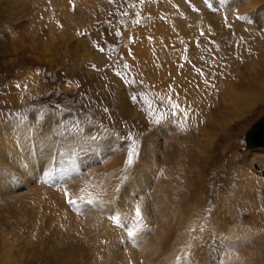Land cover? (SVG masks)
<instances>
[{"label": "bare ground", "instance_id": "1", "mask_svg": "<svg viewBox=\"0 0 264 264\" xmlns=\"http://www.w3.org/2000/svg\"><path fill=\"white\" fill-rule=\"evenodd\" d=\"M1 1L0 18L8 14L9 23L17 22L6 34L18 42V48L22 45L19 33L31 29L20 19L29 16L33 19L32 31L46 24V33L64 47L68 46L67 36L75 35L73 48L83 63L94 56L88 48V15L69 14L61 0ZM90 2L99 0L74 3L85 9ZM141 8L139 23L135 20L125 25L124 19H119L117 25L111 19L103 23L109 26L113 43L122 41L117 39L125 31L119 44L121 53L137 59L128 70L134 75L133 93L131 84L122 83L111 66L104 67V60L93 59L104 68L96 78L98 86L106 82L109 85L105 86L113 89L111 102L119 115L132 112L137 119L140 117L138 111H131L127 91L144 98L142 84L150 86L154 96L164 103L170 99L173 104L193 103V112L200 111L196 103L206 104L219 94L217 102L231 105L238 115V105L248 107V91L264 87L263 58L254 54L246 62H236L245 56L237 50L243 33L259 35L264 52V0H144ZM93 27L101 28L97 24ZM112 44L102 41L100 47ZM228 63L231 73L227 71ZM73 65L78 66V61ZM27 79L30 91L41 89L35 74L29 73ZM15 90L13 87L7 91L8 101L23 92ZM259 92L257 97L262 95ZM26 120L20 122L0 114V264H264V151L254 150L248 156L255 157H246L228 168L215 207L204 218H197L195 211L201 214L200 206L207 200L204 167L188 164L190 159L183 156L188 155L183 140L176 146L156 142L168 120L141 146L132 166L122 164L121 157H106L105 152L104 158L96 153L76 155L83 146L78 147L71 137H61L62 125L49 115L41 122L31 115ZM46 121L55 126L41 135L40 125ZM221 122L219 119L215 125ZM206 145L200 146L203 157ZM173 161L183 163L171 164ZM167 166L168 174L164 175ZM64 188L74 194L73 198L84 195L86 199L92 196L110 202L118 195L119 202L111 207L69 210L62 194ZM137 204L147 227L139 229L135 239H128L127 231L133 224L117 228L108 216L113 210L133 213ZM185 253L187 258L177 261L176 257H184Z\"/></svg>", "mask_w": 264, "mask_h": 264}, {"label": "rangeland", "instance_id": "2", "mask_svg": "<svg viewBox=\"0 0 264 264\" xmlns=\"http://www.w3.org/2000/svg\"><path fill=\"white\" fill-rule=\"evenodd\" d=\"M61 1L65 2L69 14H80L79 16L88 15L89 18L91 17L89 21L90 24L88 23L86 26V31L88 30V39L90 40L88 48L91 50V56L92 53L94 56L92 58H86L87 60L83 63L80 56H76V51L73 48L75 45V35L74 37L72 35L67 36L65 42L68 46L64 47L60 40H52L50 35L46 33V24L42 25L38 31H32L33 19L29 16H27L25 20L20 19L22 22H28V24L31 25V29H29V31L22 30L21 34L19 33L21 36L19 40L22 45L19 44L21 48H18V42L9 38V36L7 37L6 34L9 28H11L10 26L16 25L17 22L9 23L6 18L8 14L5 15L4 18H0V114L9 115L10 118H16V120H20V122L25 121V123L29 115L33 116L37 122H41L46 115H49L53 120H59L60 125H62V129L59 133L61 137H71L78 147L81 145L83 146V149L78 148L79 151L76 155L86 157L89 153L91 155L96 153L102 156L104 154L103 152H105L107 155L106 157H121V163L125 164L124 161L126 160L127 151V145L124 143L125 137L131 133L136 139L139 156L141 146L143 147L147 140L156 135L158 128L161 126L163 127L165 123L164 121L157 124L156 121L166 114H171L173 111L169 102L164 103L162 99L154 96L150 90V86L147 87L148 91L145 85L142 84V89L146 90L144 91V98H139L137 94L133 95L134 88L132 87L134 84L131 83V85L126 84L127 86L130 85L129 89L132 92L127 91V95L131 99L130 109L131 111H138L140 117L137 119L135 115H132V112H129L126 116L119 115L115 105L111 102L113 89L107 88L108 86L106 87L105 85L109 84L106 82L105 85H99V87L96 81V78L103 73L102 70L104 68L96 63L93 60L94 58L104 60V67L107 68L111 66L113 73L120 72L126 80L134 81L133 73L128 70L130 69V65L137 59L135 56L131 58L130 56H124L121 53L122 45L119 46V44L123 42L122 35L124 36L125 31L123 34H120V37L117 39L122 41L113 43L112 37H110L108 33L109 26L105 27L103 23L105 20L111 19L114 21L113 23L117 25L116 22L119 19H124L125 21L123 20L122 23L125 24L128 22L134 24L135 20L142 16L140 0H99V2H90L85 6V9L82 8L81 4L74 3L76 0ZM0 2L3 1L0 0ZM57 24L62 28L61 21L57 22ZM96 24L97 26L100 25L101 28L98 30H95L96 28L93 29V26ZM123 27L126 30L127 26ZM260 38L259 35L249 36L243 33V35L240 36L241 41L240 39L238 40L237 50L238 52H243L245 56L243 58L240 57L236 62H239V60L240 62H246L248 57L254 54L256 57L259 55L261 60L262 58L264 59V52L259 45ZM102 41L113 44L111 47L105 48L106 50L104 49L103 52H100L98 47H100ZM248 42L250 43L248 44ZM34 45L35 47H33ZM94 52H100V54H95ZM76 60L78 61V66L73 65ZM117 60L121 61V63H113V61ZM123 64H127L128 68H123ZM241 64L242 63L239 65ZM92 65H95L96 68L93 69ZM230 66V63H228L227 71L231 73ZM124 70L128 72L127 75L124 73ZM29 73L35 74V82L42 86L40 90L34 92L29 90L31 84H27L26 82ZM216 82L217 81L212 84V89L214 91L216 90V87H214ZM16 85H20V87L17 88ZM77 85H79V87H77ZM13 87L16 89L15 91L23 92L10 102L5 98V95L8 94L7 91ZM259 90H261L259 94L262 93V95L257 97L256 95ZM248 93V107L242 104L238 105V109H240L239 115L236 113L235 109H230L231 105H222V103L217 102L220 100L219 94L213 95L206 104L203 102L196 103L197 105L199 104V112H193V110H191V108L194 107L193 103L185 105L180 104V109L183 112L177 111L175 116H168V126L165 127L164 132L157 139L158 141L156 140V142H161L162 146L166 144L176 146L175 144H177V142L182 143L183 140V148H188V155H186V153L183 155L184 158L188 157L190 159L188 164L203 165L207 200H205V204H202L203 206H200L203 208L201 214L199 210L195 211L197 218H204L209 210L215 207L219 197L218 188L223 181V174L226 170L228 168L230 169L234 164L243 161L246 157L245 160L255 157L248 156V154L254 150L264 151V146L248 149L244 143L246 132L256 120L264 116V87L249 90ZM133 96L136 97L135 100L132 99ZM213 98L215 101L213 100L211 102ZM184 100H186V97H184ZM105 109H108V111H105ZM139 110L142 111L140 112ZM219 119L220 122H222L219 126H216L215 124ZM141 120L142 123L140 124ZM40 126V134L46 135L48 133L47 131H50L55 125H53L51 121H46ZM43 128L45 130H43ZM78 130L80 131L78 132ZM87 132H89V134ZM192 134L194 140L192 139ZM88 137L89 140L87 139ZM81 139H83V142ZM202 141L207 145L203 144ZM90 142L94 143L92 144L93 147H89ZM203 145H206L207 151L204 157L200 153ZM162 148L163 147H159V149ZM174 150L177 152L176 147ZM53 152L55 151L53 150ZM102 158H104V156H102ZM136 161L137 158L134 160V163ZM182 163L183 161H180V163L179 161H173L171 164ZM168 168L169 166L165 169L166 173L164 175L168 174ZM8 264H12V262L8 261Z\"/></svg>", "mask_w": 264, "mask_h": 264}, {"label": "snow or ice", "instance_id": "3", "mask_svg": "<svg viewBox=\"0 0 264 264\" xmlns=\"http://www.w3.org/2000/svg\"><path fill=\"white\" fill-rule=\"evenodd\" d=\"M141 3L144 2V0H140ZM227 19V18H225ZM237 19H242V17H237ZM137 23H139V20H137ZM81 35H83L81 33ZM201 36L205 35V33L201 32ZM98 50L100 52L104 51V48L98 47ZM113 63H121V61H113ZM93 69L96 68L95 65H92ZM123 68L127 69L128 65L123 64ZM114 75L117 77H120L122 83L131 84L135 81H128L124 78V76L120 72H115ZM17 88L20 87V85H16ZM79 87V85H77ZM133 100L136 99L135 96L132 97ZM170 105L172 106V113L166 114L165 116L160 117L159 120L156 121L157 124H160L168 119V116H175V113L177 111H181L180 105L178 103L173 104L171 99L169 100ZM105 111H108V109H105ZM125 145H127V151H126V160L124 161L126 166H132L134 163V160L138 157V143L136 139L129 133L127 137L124 139ZM47 182V181H45ZM82 193L84 192V189L80 190ZM116 191L119 193L120 186H117ZM62 194L65 199V203L68 206L69 210L74 211H81L84 206H99V207H111L112 205H116L119 202V196L112 197L110 202H106L103 199L89 196V198H85L84 195H80L79 197L73 198L74 194L71 193L67 188H64L62 191ZM108 219L111 221V223L116 226L117 228L123 227L125 223H132L133 227L129 228L127 231V238L128 239H135L137 231L141 228H146L147 224L143 223V216H142V208L139 204H137L134 208L133 213H121V212H115L114 210L109 214ZM188 256V253L184 254V257H176L177 261H180L181 259H186Z\"/></svg>", "mask_w": 264, "mask_h": 264}, {"label": "water", "instance_id": "4", "mask_svg": "<svg viewBox=\"0 0 264 264\" xmlns=\"http://www.w3.org/2000/svg\"><path fill=\"white\" fill-rule=\"evenodd\" d=\"M246 148L250 149L255 146H264V116H261L244 136Z\"/></svg>", "mask_w": 264, "mask_h": 264}]
</instances>
